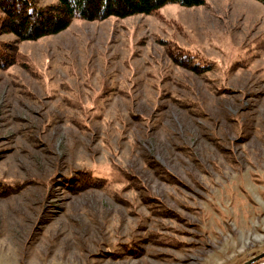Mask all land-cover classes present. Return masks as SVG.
<instances>
[{
	"label": "rangeland",
	"instance_id": "rangeland-1",
	"mask_svg": "<svg viewBox=\"0 0 264 264\" xmlns=\"http://www.w3.org/2000/svg\"><path fill=\"white\" fill-rule=\"evenodd\" d=\"M0 46L15 54L0 68V264L264 253V4L171 3L36 40L0 28Z\"/></svg>",
	"mask_w": 264,
	"mask_h": 264
},
{
	"label": "trees",
	"instance_id": "trees-1",
	"mask_svg": "<svg viewBox=\"0 0 264 264\" xmlns=\"http://www.w3.org/2000/svg\"><path fill=\"white\" fill-rule=\"evenodd\" d=\"M257 1L264 4V0ZM171 3L195 7L204 5L206 0H57L46 7L38 6L35 0H0V8L6 14L0 28L22 40H36L65 30L77 18L93 21L136 14L149 15ZM8 48L0 46V68L10 65L15 58L14 53L12 55L7 51ZM179 56L177 53L173 58L194 71H208L211 68L212 63H203L205 66L201 63L193 64L190 53L181 58Z\"/></svg>",
	"mask_w": 264,
	"mask_h": 264
},
{
	"label": "water",
	"instance_id": "water-1",
	"mask_svg": "<svg viewBox=\"0 0 264 264\" xmlns=\"http://www.w3.org/2000/svg\"><path fill=\"white\" fill-rule=\"evenodd\" d=\"M264 257V253H262L261 255L254 257L253 259H251L250 261L246 262L245 264H252L254 262H256L257 260H259L260 258Z\"/></svg>",
	"mask_w": 264,
	"mask_h": 264
}]
</instances>
